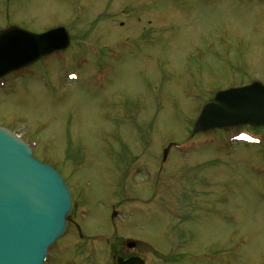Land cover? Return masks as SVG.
<instances>
[{
    "label": "rangeland",
    "instance_id": "rangeland-1",
    "mask_svg": "<svg viewBox=\"0 0 264 264\" xmlns=\"http://www.w3.org/2000/svg\"><path fill=\"white\" fill-rule=\"evenodd\" d=\"M13 25L71 36L0 81V126L77 204L81 240L69 223L45 264H115L129 237L147 264H264V127L192 129L220 88L264 84V0H0Z\"/></svg>",
    "mask_w": 264,
    "mask_h": 264
},
{
    "label": "water",
    "instance_id": "water-1",
    "mask_svg": "<svg viewBox=\"0 0 264 264\" xmlns=\"http://www.w3.org/2000/svg\"><path fill=\"white\" fill-rule=\"evenodd\" d=\"M63 27L40 34L11 26L0 31V79L69 47ZM240 126L264 127V86L259 82L216 92L201 105L193 133ZM166 154V151L164 155ZM71 210L60 175L31 147L0 127V264H44L65 231ZM117 264H142L132 258Z\"/></svg>",
    "mask_w": 264,
    "mask_h": 264
},
{
    "label": "flooded vegetation",
    "instance_id": "flooded-vegetation-1",
    "mask_svg": "<svg viewBox=\"0 0 264 264\" xmlns=\"http://www.w3.org/2000/svg\"><path fill=\"white\" fill-rule=\"evenodd\" d=\"M253 81H256V80H253V79H250L249 81H247L246 83H241V84H231V85H228L226 87H222L220 88V90L222 89H226V88H229V87H240V86H244V85H248L250 83H252ZM209 98V97H208ZM207 99V98H206ZM68 187V185H67ZM71 193V202H72V207H71V211L70 213L77 209V204H74L73 201H72V190L70 189V187L68 188ZM73 191H79L78 189V186L75 184L73 186ZM72 224V226L75 228L76 230V233L78 234V237L79 239L82 238V234H81V231H80V228H79V225L77 222H74V221H71L69 218H68V221H67V225L68 224ZM66 229H67V226H66ZM90 238H87L85 239L86 241H89ZM125 241V242H124ZM124 241H121L120 242V248L117 250L116 247H115V244L113 243L110 247V258L111 260L114 261L115 264H117V259H122L124 261L126 260H129V259H132V258H137L139 260H141L142 264H147V261L146 259L143 257V252L145 251H159L158 249H154L152 243L148 242L149 240L147 238H143V237H129V238H126ZM107 243H108V240H107ZM153 247V248H152Z\"/></svg>",
    "mask_w": 264,
    "mask_h": 264
}]
</instances>
